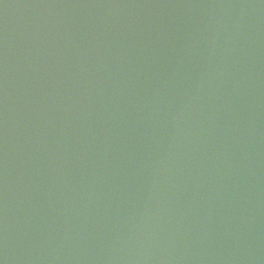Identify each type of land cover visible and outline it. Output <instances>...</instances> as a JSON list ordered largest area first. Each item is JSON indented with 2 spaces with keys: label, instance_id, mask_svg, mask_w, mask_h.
<instances>
[{
  "label": "water",
  "instance_id": "95a60500",
  "mask_svg": "<svg viewBox=\"0 0 264 264\" xmlns=\"http://www.w3.org/2000/svg\"><path fill=\"white\" fill-rule=\"evenodd\" d=\"M0 264H264V0H0Z\"/></svg>",
  "mask_w": 264,
  "mask_h": 264
}]
</instances>
